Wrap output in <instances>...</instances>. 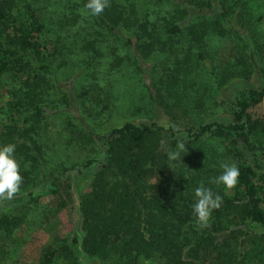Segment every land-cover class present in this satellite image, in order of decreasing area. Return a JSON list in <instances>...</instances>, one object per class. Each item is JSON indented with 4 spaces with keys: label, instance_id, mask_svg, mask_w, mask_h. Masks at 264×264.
Wrapping results in <instances>:
<instances>
[{
    "label": "trees",
    "instance_id": "1",
    "mask_svg": "<svg viewBox=\"0 0 264 264\" xmlns=\"http://www.w3.org/2000/svg\"><path fill=\"white\" fill-rule=\"evenodd\" d=\"M227 1L238 9L246 2ZM86 2L0 0V78H6L7 97L0 146L16 145L23 176L18 194L24 196L15 214L0 211L1 248L22 224L45 223L51 208L38 202L36 189L55 194L61 176L72 171L77 180L92 175L87 193L70 208L73 231L65 244L47 248L30 264H53L60 253L68 264H137L155 255L162 264H234L245 259L247 243L259 244L257 255L263 252L262 199L252 181L263 180V145L254 140L263 129L250 109L264 98V88L237 91L225 124L176 130L128 120L103 132L87 125L88 118L115 110V96L102 80L138 75L141 88L152 83L158 90L168 75L158 62L146 71L153 55L170 57L177 67L181 55L196 48L197 67L210 61L215 36L236 34L222 26L225 13L217 3L227 10L225 3L111 0V7L91 16ZM62 69L65 80L71 79L69 90L59 89ZM88 83L98 86L95 109L81 100ZM147 101L148 108L155 104L151 97ZM179 143L185 144L180 161L169 160L166 151H177ZM221 163L238 166L234 189L215 183ZM201 184L223 201L209 227H200L193 215L194 191ZM237 247L244 250L240 260Z\"/></svg>",
    "mask_w": 264,
    "mask_h": 264
},
{
    "label": "rangeland",
    "instance_id": "2",
    "mask_svg": "<svg viewBox=\"0 0 264 264\" xmlns=\"http://www.w3.org/2000/svg\"><path fill=\"white\" fill-rule=\"evenodd\" d=\"M222 1L227 8L224 10L217 3V7L225 13L222 26L230 28L236 34H232L231 37L215 36L214 41L209 43L213 53L210 61L205 59L197 67L195 65L196 59L198 60L196 48H192L187 54L185 52V56L181 55L179 60L184 59L176 63L177 67L170 57L153 55L147 60V66L144 65L146 71L150 70V63L158 62L163 63L164 73L168 75V81L158 90L152 83H149L146 88H141L136 78L138 75L123 78L115 74L109 77L108 82L105 79L102 80L101 84L105 85V90L112 91L115 96L112 106L115 110L88 118L90 121L87 124L88 127L96 129L97 132H103L114 125L132 120L139 124L153 121L164 127L172 126L176 130H182L188 124L194 130L200 123L225 124L231 121L228 108L237 91L264 88V76L262 77L260 70L263 69L264 72V0H246L244 5L238 3L239 9L235 5L231 8L227 0ZM182 43L186 44L187 41ZM66 72L65 69L59 72L58 81L61 84L59 86L61 90H69L72 87L71 79L66 81L64 78ZM146 78L149 82V77L146 76ZM5 83L6 78L1 77L0 111L5 109L4 104L7 101ZM85 87V97L81 100L95 109L93 101L97 98L98 86L95 83H88ZM148 97L155 100V104L150 108H148ZM143 102L146 105V111L142 106ZM129 106L138 112L131 114ZM185 108H187L186 112H184ZM250 114L253 119L261 121L263 129L254 136V140L263 145V154L258 157L263 168V180L254 177L252 181L254 185L260 187L259 197L262 200L259 207L264 215V98L250 109ZM91 178L92 175L89 173L77 180L74 172L67 171L59 179L57 193L45 194L36 189V192H40L38 202L48 209L51 208L49 216L44 224L36 223L28 226L22 224L15 229L11 241L4 245L3 249L0 242V251L3 250L2 253L0 252V264L36 263L47 248L56 249L59 245L65 244L73 231L70 208L87 193ZM22 200L24 196L17 194L13 200L0 203V211L15 214L17 208L22 206ZM246 245L245 259L240 260L244 251L243 247H237L236 254L240 261L234 264H264V244L263 252L258 255L257 251L260 250L258 243ZM75 255L78 256L76 253ZM109 263L114 264L110 261L98 262L97 260L92 263L86 262V264ZM53 264L68 263L60 253L54 257ZM137 264H162V260L155 255L150 259L139 258Z\"/></svg>",
    "mask_w": 264,
    "mask_h": 264
},
{
    "label": "clouds",
    "instance_id": "3",
    "mask_svg": "<svg viewBox=\"0 0 264 264\" xmlns=\"http://www.w3.org/2000/svg\"><path fill=\"white\" fill-rule=\"evenodd\" d=\"M111 7V0H87L85 9L91 16L101 15L106 8ZM177 151H166V156L171 161H180L181 152H185V144L179 143ZM16 145L8 143L0 146V203L13 200L20 192L23 183L20 162L15 156ZM223 151V149H221ZM221 173L215 178L217 185L225 189H234L239 182L240 170L235 163H221ZM195 203L193 215L200 227H209L211 214L222 205V197L214 193L203 184L195 188Z\"/></svg>",
    "mask_w": 264,
    "mask_h": 264
}]
</instances>
